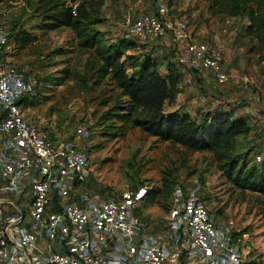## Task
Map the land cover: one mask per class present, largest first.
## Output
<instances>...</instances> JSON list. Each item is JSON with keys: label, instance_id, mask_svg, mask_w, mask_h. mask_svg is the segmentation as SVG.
<instances>
[{"label": "rangeland", "instance_id": "rangeland-1", "mask_svg": "<svg viewBox=\"0 0 264 264\" xmlns=\"http://www.w3.org/2000/svg\"><path fill=\"white\" fill-rule=\"evenodd\" d=\"M26 3V0L0 1V24L8 28L14 22L16 29L20 26L30 34L24 44L16 36L11 41L13 63L28 70L35 81L33 102L28 107L24 105L27 119L50 132L54 143L68 140L79 127L85 129L82 138L75 136L71 141L87 150L97 181L95 188L110 192L140 183L156 187L158 196L144 205L150 219L164 218L175 181L197 180L201 199L217 222L247 235L246 262L264 264V195L233 185L219 168L212 151L189 150L133 125L132 116L141 114L140 109L128 105L108 77H98L94 57L78 49L73 31L68 27H43L42 15L32 13ZM153 4L159 5L157 11L162 10L166 16L185 19L200 40L217 33L225 49L224 69L231 76L223 85L204 82L213 91V96L206 99L200 93L201 73L180 67L185 74L193 73L195 79L188 86L181 83V93L172 105H165V111L179 105L191 113H201L221 105L232 114H241L251 125L245 140L249 162H253V157L255 162L260 160L255 158L256 154L264 158V95L260 91L264 86V44L249 32L253 2L120 0L114 4V0H105L101 10L104 23L98 28L109 40L122 38L126 35L122 17L130 11L150 12ZM227 18H231L228 23ZM228 24L229 31L221 34V27ZM140 45L128 53L139 57L149 53L153 59L164 56L161 73L166 71V56L175 62L168 35ZM243 76L255 79L257 85L240 86L236 81ZM121 111L128 113L126 117L117 116ZM10 214L4 207L1 209L2 219Z\"/></svg>", "mask_w": 264, "mask_h": 264}, {"label": "built area", "instance_id": "built-area-1", "mask_svg": "<svg viewBox=\"0 0 264 264\" xmlns=\"http://www.w3.org/2000/svg\"><path fill=\"white\" fill-rule=\"evenodd\" d=\"M80 1L66 0L73 15ZM121 26L139 44L168 35L176 65L210 76L215 85L231 80L217 33L200 40L185 19L162 10L130 11ZM194 79L186 73L181 83ZM236 83L257 85L247 76ZM34 85L29 71L13 63L9 31L0 24V264H248L247 235L217 222L195 179L174 185L160 221L144 207L149 186L95 190L88 153L71 141L85 129L54 143L25 117L22 101ZM200 93L213 96L204 83ZM3 207L11 213L4 219Z\"/></svg>", "mask_w": 264, "mask_h": 264}, {"label": "trees", "instance_id": "trees-1", "mask_svg": "<svg viewBox=\"0 0 264 264\" xmlns=\"http://www.w3.org/2000/svg\"><path fill=\"white\" fill-rule=\"evenodd\" d=\"M218 1L221 4L232 1H240L242 4L253 2L255 9L250 14L249 32L264 44V0ZM26 2L32 13L42 15L43 27L48 29L68 27L73 31L78 49L90 52L94 57L98 66L96 70L98 77H108L125 96V102L134 109H140L141 114L132 116L133 125L151 136L171 141L189 150L212 151L219 168L233 185L264 195V158L261 159V156L256 154L255 158L260 156V160L255 162L253 157V162L250 163L249 148L245 149L247 146L245 140L251 131L247 119L222 109H207L193 115L165 111V104L173 103L181 91L185 71L179 70L181 66L166 56V71L161 73L160 68L165 66L164 56L153 59L149 53L142 57L128 53L142 45L127 35L114 40L105 38L104 32L98 28L104 22L101 10L105 0H81L74 15L66 0ZM7 30L11 41L12 37L16 36V40L24 44L30 38L29 32L20 26L16 29L14 22H10ZM171 57H174L172 50ZM31 102L32 94L22 101L26 107ZM121 112L117 113L118 117H126L128 114L125 111ZM48 134L51 138V133ZM177 182L173 183L170 194ZM93 186L95 188V183ZM95 190L103 191L97 188ZM148 191L145 204H151L158 196L156 187L149 186ZM169 199L166 210L169 208Z\"/></svg>", "mask_w": 264, "mask_h": 264}, {"label": "crops", "instance_id": "crops-1", "mask_svg": "<svg viewBox=\"0 0 264 264\" xmlns=\"http://www.w3.org/2000/svg\"><path fill=\"white\" fill-rule=\"evenodd\" d=\"M119 1H120V0H114V4H118ZM157 7L159 8V5L157 6V4H153V5L150 6L149 10H150V11H157ZM103 23H104V22H103ZM99 29H100V28H99ZM100 30H101V29H100ZM201 77L203 78V79H202V83H204V82H207V83L213 82V81H211V80L209 79V77H208L206 74H204V73H201ZM167 104L172 105L173 103H166L165 105H167ZM220 104H221V103H220ZM164 107H165V106H164ZM215 109H222V107H221V105H220V106L212 107V110H215ZM26 110H27V108H26V107L24 106V104H23L22 111H23L25 117L28 118V117H27ZM208 110H211V108L208 109ZM222 110H228V109H222ZM172 111L186 112V113H189V114H192V115L195 113V112H194V113H191L190 111L187 110L186 107H180L179 105H176V106H173V107L169 108V110H168L167 112H172ZM234 115H235V113H234ZM235 116H237V115H235ZM239 116H242V115L240 114ZM242 117H244V116H242ZM244 118H245V117H244ZM31 120H32V119H31Z\"/></svg>", "mask_w": 264, "mask_h": 264}, {"label": "water", "instance_id": "water-1", "mask_svg": "<svg viewBox=\"0 0 264 264\" xmlns=\"http://www.w3.org/2000/svg\"><path fill=\"white\" fill-rule=\"evenodd\" d=\"M72 139V136H70L69 138H68V140H71Z\"/></svg>", "mask_w": 264, "mask_h": 264}]
</instances>
